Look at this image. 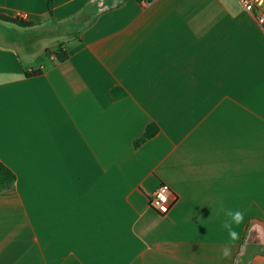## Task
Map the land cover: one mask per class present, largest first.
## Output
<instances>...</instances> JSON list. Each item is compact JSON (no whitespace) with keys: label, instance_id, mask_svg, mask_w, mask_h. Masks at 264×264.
I'll return each instance as SVG.
<instances>
[{"label":"crops","instance_id":"obj_1","mask_svg":"<svg viewBox=\"0 0 264 264\" xmlns=\"http://www.w3.org/2000/svg\"><path fill=\"white\" fill-rule=\"evenodd\" d=\"M0 12L37 23L0 21V161L17 176L0 264H264V24L237 0ZM162 183L165 215L149 205ZM221 205L244 213L237 240Z\"/></svg>","mask_w":264,"mask_h":264},{"label":"trees","instance_id":"obj_2","mask_svg":"<svg viewBox=\"0 0 264 264\" xmlns=\"http://www.w3.org/2000/svg\"><path fill=\"white\" fill-rule=\"evenodd\" d=\"M49 10L52 14V0H49ZM0 21L22 28L34 27L35 25H37L36 22L27 21L19 17L6 15L1 12H0ZM38 73L39 72L36 71V72L28 73L27 75L33 76V75H37ZM112 94L116 98H120V97H124L126 95V92L122 88L116 87L112 90ZM158 132H159V127L154 123L150 124L146 128L144 134L135 141L134 143L135 147L137 148L140 147L142 144L146 143L148 140L153 138ZM16 180H17L16 174L3 162L0 161V193L13 187Z\"/></svg>","mask_w":264,"mask_h":264},{"label":"built area","instance_id":"obj_3","mask_svg":"<svg viewBox=\"0 0 264 264\" xmlns=\"http://www.w3.org/2000/svg\"><path fill=\"white\" fill-rule=\"evenodd\" d=\"M237 1L241 4V6L245 11L249 12L255 17V19L260 25L264 24V0H237ZM162 189L166 190V192L169 194L167 203L164 205L166 211L162 210L160 206L154 204V200L158 199V193ZM174 200H175V196L173 192L166 184L162 183L152 194L149 200V205L158 214L165 215L169 213V211L171 210Z\"/></svg>","mask_w":264,"mask_h":264},{"label":"clouds","instance_id":"obj_4","mask_svg":"<svg viewBox=\"0 0 264 264\" xmlns=\"http://www.w3.org/2000/svg\"><path fill=\"white\" fill-rule=\"evenodd\" d=\"M169 194L166 192V190H160L158 193V199L154 200V204L161 207L162 210L166 211V208L164 205L167 203ZM218 211H224L225 216L227 219L224 220L222 227L223 229L228 233V237L230 240H237L239 239V233L235 230V226L239 225L244 220V213L239 210H226L223 209V206H220V209ZM231 249L230 248H224L222 249V255L227 258L230 256Z\"/></svg>","mask_w":264,"mask_h":264}]
</instances>
